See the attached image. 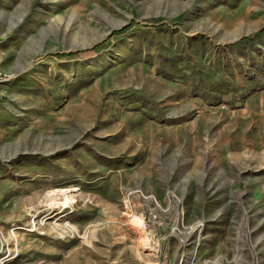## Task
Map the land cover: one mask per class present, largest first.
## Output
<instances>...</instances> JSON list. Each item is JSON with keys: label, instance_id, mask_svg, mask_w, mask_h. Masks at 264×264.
<instances>
[{"label": "rangeland", "instance_id": "rangeland-1", "mask_svg": "<svg viewBox=\"0 0 264 264\" xmlns=\"http://www.w3.org/2000/svg\"><path fill=\"white\" fill-rule=\"evenodd\" d=\"M0 71L3 264H264V0H0Z\"/></svg>", "mask_w": 264, "mask_h": 264}, {"label": "built area", "instance_id": "built-area-1", "mask_svg": "<svg viewBox=\"0 0 264 264\" xmlns=\"http://www.w3.org/2000/svg\"><path fill=\"white\" fill-rule=\"evenodd\" d=\"M8 79V78H5L2 76V73L0 71V100L3 99L4 97V92H3V89H2V84L4 83V81ZM2 260V259H1ZM0 260V264H3L2 261Z\"/></svg>", "mask_w": 264, "mask_h": 264}, {"label": "bare ground", "instance_id": "bare-ground-1", "mask_svg": "<svg viewBox=\"0 0 264 264\" xmlns=\"http://www.w3.org/2000/svg\"><path fill=\"white\" fill-rule=\"evenodd\" d=\"M133 221L139 224H142V219L138 215H132Z\"/></svg>", "mask_w": 264, "mask_h": 264}]
</instances>
